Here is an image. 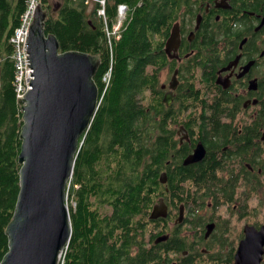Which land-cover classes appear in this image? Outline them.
Here are the masks:
<instances>
[{"label": "trees", "instance_id": "trees-1", "mask_svg": "<svg viewBox=\"0 0 264 264\" xmlns=\"http://www.w3.org/2000/svg\"><path fill=\"white\" fill-rule=\"evenodd\" d=\"M27 1L0 0V262L19 191L22 126L9 39ZM86 1L61 0L53 15L47 0H40L49 13L44 32L56 37L59 52L85 53L100 61L93 78L100 102L79 138L67 192L71 238L60 264H232L242 233L229 224L235 216L231 181L216 174L213 159L182 166L190 148L177 146L175 132L178 125L190 127L184 119L193 114L173 113L160 95L159 75L169 65L162 48L184 0H105V21L97 16L99 3L89 7ZM121 5L126 11L113 33ZM170 155L174 168L167 164ZM161 173L167 175L165 185L159 183ZM160 198L168 216L149 221ZM208 200L217 211L227 205L229 218L217 219L204 240L205 221L197 213ZM181 205L187 211L184 222L170 227ZM162 235L168 240L155 244Z\"/></svg>", "mask_w": 264, "mask_h": 264}, {"label": "water", "instance_id": "water-1", "mask_svg": "<svg viewBox=\"0 0 264 264\" xmlns=\"http://www.w3.org/2000/svg\"><path fill=\"white\" fill-rule=\"evenodd\" d=\"M52 11L54 15L56 7ZM47 17L48 12L38 6L26 39L32 79L30 89L18 100L22 113L17 158L19 191L12 219L5 229L7 252L0 264H59L71 238L66 185L80 148L79 138L87 132L99 105V92L93 81L99 58L75 51L60 53L56 37L44 32ZM198 23L199 19L197 27ZM179 37L175 24L164 44L169 59L177 56ZM176 75L177 71L162 100L166 107L173 100ZM181 133L180 143L187 139L182 127L178 135ZM204 157L205 149L199 142L182 166L199 163ZM166 182V173H161L159 183ZM167 216L168 206L160 198L148 220H164ZM183 220L184 207L180 206L173 224L181 225ZM214 229V223L205 226V240ZM242 234L232 264H264V225L259 229L246 225ZM168 237L159 236L154 243L166 242Z\"/></svg>", "mask_w": 264, "mask_h": 264}, {"label": "flooded vegetation", "instance_id": "flooded-vegetation-1", "mask_svg": "<svg viewBox=\"0 0 264 264\" xmlns=\"http://www.w3.org/2000/svg\"><path fill=\"white\" fill-rule=\"evenodd\" d=\"M184 2L173 23L180 36L177 56L169 59L163 46L169 65L160 72L164 82H159L163 100L177 71L170 107H174L173 113L183 109L184 118L193 114L191 120L184 119L190 127L181 124L175 132L177 146L186 143L190 148L182 162L200 142L205 157L190 166L213 159L219 167L216 174L231 181L234 217L244 221L242 229L246 225L259 229L264 223L248 224L247 220L264 208V0ZM191 104L193 109L188 108ZM180 127L187 135L182 143ZM175 162L170 155L167 164L174 168ZM226 207L221 205L218 210ZM215 210L208 200L198 211L204 227L217 222L212 215ZM184 214L186 217L187 211Z\"/></svg>", "mask_w": 264, "mask_h": 264}, {"label": "built area", "instance_id": "built-area-1", "mask_svg": "<svg viewBox=\"0 0 264 264\" xmlns=\"http://www.w3.org/2000/svg\"><path fill=\"white\" fill-rule=\"evenodd\" d=\"M40 0H28L25 11L20 17L19 25L13 31L9 39L12 47L11 58L15 66L14 89L17 99H22L25 93L30 89L29 81L32 79V71L28 66L27 53H26V39L28 36L29 28L32 24L34 11L36 10ZM99 3L100 9L97 15L102 17L105 21L104 5L105 0H87ZM125 11L124 6L119 7V15L122 17ZM119 25V24H118ZM118 27V26H117ZM109 35V33H107ZM110 79V73L103 76L102 82L107 87ZM62 263V260H61Z\"/></svg>", "mask_w": 264, "mask_h": 264}, {"label": "rangeland", "instance_id": "rangeland-1", "mask_svg": "<svg viewBox=\"0 0 264 264\" xmlns=\"http://www.w3.org/2000/svg\"><path fill=\"white\" fill-rule=\"evenodd\" d=\"M60 2H61V0H47L46 4H48V6H49V11L51 10L50 8L57 6ZM89 7H91V5ZM116 25L113 27V31H116V29H117ZM159 82L160 83L164 82V73H160ZM212 215L217 217V219H221V218L222 219H227V218H229L228 215H227L226 209H224V208H221L218 211L216 210V212L212 213ZM254 217H255L254 219L247 220L248 224H252L253 221L263 224L264 223V208H263L262 212L258 216H254ZM231 219H232V222H233L232 225L234 226V229H236V231H238V232L241 231L242 227L244 225V221L237 220L235 217L234 218L231 217ZM172 224H173V222L170 223V227L173 226Z\"/></svg>", "mask_w": 264, "mask_h": 264}]
</instances>
